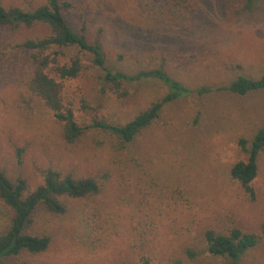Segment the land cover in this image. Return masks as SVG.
Segmentation results:
<instances>
[{
    "label": "rangeland",
    "instance_id": "1",
    "mask_svg": "<svg viewBox=\"0 0 264 264\" xmlns=\"http://www.w3.org/2000/svg\"><path fill=\"white\" fill-rule=\"evenodd\" d=\"M1 1L26 9L43 2ZM72 1L85 12L92 32L103 30L109 63L116 68L135 71L139 60L140 66H163L191 88L206 85L214 91L168 104L120 149L119 139L101 129L67 142L52 110L37 99L21 100L22 74L0 66V168L12 180L25 178L31 190L43 184L48 168L103 184L97 196L66 199L63 215L41 206L28 231L49 233V248L6 262L226 264L205 250L204 233L236 225L262 235L240 264H264V148L254 197L231 175L232 166L249 157L240 139L250 143L264 127V90L239 95L222 89L240 75L264 74V0H191L192 9L155 0ZM47 32L35 25L6 35L15 44ZM85 61L81 76L64 81L65 102L80 125L94 118L125 123L167 92L161 81L146 79L128 84L131 95L119 98L103 91L101 71L88 56ZM84 98L92 109L83 108ZM11 215L0 199V231Z\"/></svg>",
    "mask_w": 264,
    "mask_h": 264
},
{
    "label": "trees",
    "instance_id": "2",
    "mask_svg": "<svg viewBox=\"0 0 264 264\" xmlns=\"http://www.w3.org/2000/svg\"><path fill=\"white\" fill-rule=\"evenodd\" d=\"M167 2L182 8H193L191 0H155ZM72 0H43L32 9L20 5H4L0 0V66H7L22 74L25 91L21 100L30 103L36 99L54 112L62 122L63 137L69 143L80 140L87 130L101 129L115 135L120 149H127L139 134L149 128L170 103L182 100L192 94L205 95L214 89L202 85L191 88L171 76L163 66L137 65L135 71H125L109 63L108 51L104 46L102 29L98 33L90 30L87 16L76 10ZM42 25L48 32L42 36L26 37L19 43L6 33H15L21 27ZM101 71L103 91H110L119 98L131 95L128 84L146 79H157L167 88L166 94L154 100L131 120L117 124L106 118H94L91 124L80 125L75 120L72 106L66 104L64 81L81 76L86 68V57ZM123 59V55H119ZM106 87V88H105ZM222 89L239 95L264 90V74L259 78L240 75ZM29 95V99L26 96ZM83 108L92 109L88 99H83ZM248 153L246 161H238L231 168V175L241 186L255 196L252 186L258 173V157L264 148V127L259 129L251 142L246 138L239 141ZM103 184L91 176H77L48 168L44 182L34 190L23 177L12 180L0 168V199L12 210L7 227L0 231V264H8L10 258L22 253L45 252L51 243L49 233H30L34 216L43 206L48 212L63 215L68 211L66 199H84L99 195ZM262 235L248 232L239 226H232L221 232L207 229L204 233L206 251L223 257L226 264H240L242 257L260 244ZM190 257L196 256L189 251ZM145 264H150L146 261ZM176 264H182L177 261Z\"/></svg>",
    "mask_w": 264,
    "mask_h": 264
}]
</instances>
